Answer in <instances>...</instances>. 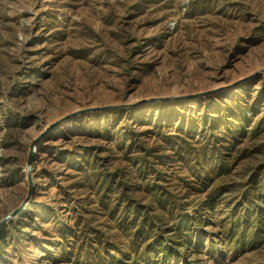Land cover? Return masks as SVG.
<instances>
[{"label": "rangeland", "instance_id": "1", "mask_svg": "<svg viewBox=\"0 0 264 264\" xmlns=\"http://www.w3.org/2000/svg\"><path fill=\"white\" fill-rule=\"evenodd\" d=\"M263 67L264 0H0V218L25 196L29 143L55 119ZM32 168L0 264H264V231L231 223L264 218V74L77 116ZM133 218H146L138 235ZM154 238L173 255L140 257Z\"/></svg>", "mask_w": 264, "mask_h": 264}, {"label": "water", "instance_id": "2", "mask_svg": "<svg viewBox=\"0 0 264 264\" xmlns=\"http://www.w3.org/2000/svg\"><path fill=\"white\" fill-rule=\"evenodd\" d=\"M261 74H264V67L260 68L258 70H255L251 74L241 77L237 80H234L228 84L217 86L208 90L200 91V92H194V93H188L183 95H165V96H157V97H149L142 99L138 102L129 104V105H108V106H92V107H85L82 109H78L76 111L67 113L62 115L61 117L55 119L53 122L47 124V126L39 133L37 134L29 143L27 156L25 160V176H26V194L23 197V199L20 201V203L10 210L8 213L3 215L0 218V229L5 227L9 222L19 218L23 212L27 209L28 206L31 204V198L33 195L34 190V184H33V174H32V164L35 157V152L38 149L39 143H41L44 139L48 138L50 133L61 123L71 120L77 116L84 115L90 112L95 111H101V110H111V109H122L126 107H132L135 104L141 105L145 103H153V102H178V101H192L196 98H201L203 96H211L215 94H219L221 92L234 89L238 85H241L249 79H251L254 76H259Z\"/></svg>", "mask_w": 264, "mask_h": 264}, {"label": "trees", "instance_id": "3", "mask_svg": "<svg viewBox=\"0 0 264 264\" xmlns=\"http://www.w3.org/2000/svg\"><path fill=\"white\" fill-rule=\"evenodd\" d=\"M243 117H245V114H243ZM230 135L233 136V133L230 132ZM218 192H216L217 194ZM210 196V195H209ZM208 196V197H209ZM259 198L264 201V192L259 196L255 197V201L257 202L259 200ZM251 197H244L242 201H244L247 205V207H250V210L252 209V203H255V202H251ZM259 200V201H261ZM205 205V204H204ZM258 208H256L255 210H257ZM252 211V210H251ZM136 220V218H133L132 219V226L135 227V234L138 235L141 233V231H143L144 227V223H145V220L146 218H142L141 220V223L138 224V225H134V221ZM153 222L150 221V224H152ZM234 227L236 228H239L241 231H243L246 227H248L249 225H253V233L256 235V236H259L261 235V233L264 231L263 229V226L262 224H264V218H237L235 219V221H232L231 222ZM4 228V227H3ZM3 228L0 229V242L4 241L6 235H4V230ZM178 234H182V232H178ZM153 241H156V245H150L148 247H151L150 249L147 248L145 251L142 252V255L140 257H142L146 262H151V257L149 256L151 253L150 251L154 252V251H158V256H156L155 258L157 259L159 257V260H161L160 256L163 255V256H169L171 257L173 254L171 253V245L167 242L166 238L163 239L161 242L159 240H156V238H154ZM156 246H158V248H156Z\"/></svg>", "mask_w": 264, "mask_h": 264}]
</instances>
